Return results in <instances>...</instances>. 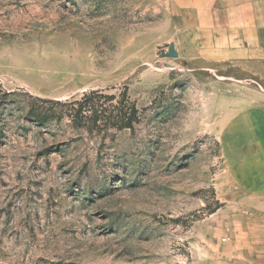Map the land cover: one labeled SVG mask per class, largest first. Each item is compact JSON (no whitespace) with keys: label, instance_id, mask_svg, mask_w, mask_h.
I'll list each match as a JSON object with an SVG mask.
<instances>
[{"label":"rangeland","instance_id":"1","mask_svg":"<svg viewBox=\"0 0 264 264\" xmlns=\"http://www.w3.org/2000/svg\"><path fill=\"white\" fill-rule=\"evenodd\" d=\"M171 27L140 0H0V264H196L264 74L173 57ZM91 92L131 128L72 124Z\"/></svg>","mask_w":264,"mask_h":264},{"label":"crops","instance_id":"2","mask_svg":"<svg viewBox=\"0 0 264 264\" xmlns=\"http://www.w3.org/2000/svg\"><path fill=\"white\" fill-rule=\"evenodd\" d=\"M140 1L172 25L173 57L187 52L200 69L245 63L264 74V0ZM235 117L245 130L223 141L228 194L199 224L196 264H264V103Z\"/></svg>","mask_w":264,"mask_h":264},{"label":"trees","instance_id":"3","mask_svg":"<svg viewBox=\"0 0 264 264\" xmlns=\"http://www.w3.org/2000/svg\"><path fill=\"white\" fill-rule=\"evenodd\" d=\"M109 100L113 99L102 97L96 92L85 95L80 102L73 103L74 106L69 115L71 123L81 127L83 124H88V121L93 118L94 123L103 121L104 126H114L117 129L131 128L136 115L134 106L129 105L124 96L116 105L109 104Z\"/></svg>","mask_w":264,"mask_h":264},{"label":"water","instance_id":"4","mask_svg":"<svg viewBox=\"0 0 264 264\" xmlns=\"http://www.w3.org/2000/svg\"><path fill=\"white\" fill-rule=\"evenodd\" d=\"M174 55V54H173ZM175 56V55H174Z\"/></svg>","mask_w":264,"mask_h":264}]
</instances>
